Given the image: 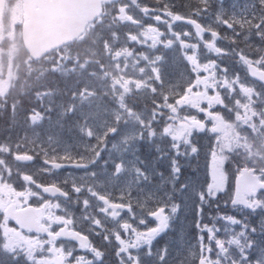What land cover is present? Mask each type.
<instances>
[{
    "label": "rangeland",
    "instance_id": "obj_1",
    "mask_svg": "<svg viewBox=\"0 0 264 264\" xmlns=\"http://www.w3.org/2000/svg\"><path fill=\"white\" fill-rule=\"evenodd\" d=\"M160 1L162 5L158 6ZM239 1L246 0L232 2ZM186 2L189 3L190 0ZM140 3L136 11L131 10L132 8L126 4L116 7L119 14L116 15L117 11L113 10L116 15H113V28L116 19L123 26L132 21L137 23V19H148V17L152 20L162 19V22L160 21L157 25L151 20L152 26L156 27L150 26V28L166 32L164 49L170 51L167 58L159 61H156L158 56L154 60L144 59L146 64L141 72L134 68L135 64L128 55L120 56L119 53L117 57L113 53L109 54L107 45L111 47L115 44V41H112L114 37L109 39L110 42H106V33L95 32L92 40L86 39L87 43L91 44H94L97 39L100 45L91 50L95 58L92 64L89 63L87 66L85 61L78 65L79 59L71 55V50L59 51L45 59L41 68L49 69L56 75L48 78L51 84L47 90L41 92L38 98L40 106L28 115V121L23 130L26 139L22 140L19 152L16 151L17 144L15 151V147L13 149L0 147V157L8 156V159L0 160V214L11 199L19 196L28 195L32 201L41 205L46 204V199L35 190H30V184L42 179L54 181L57 185L64 186L74 198V201L69 202L65 207L61 201L52 205L47 203L48 214L58 220L56 221L58 224L75 225L83 229L82 225L88 224V228L92 231L102 229L104 224L105 227L101 231L105 230L109 232L107 234H110L101 237L100 232H94L98 235H92L97 238L94 240L95 251L89 255L70 252L66 264H103V260L111 264H230L232 256L227 257L230 255L229 249H232V255L234 250L238 251L240 256L241 253L246 252L244 247L246 225L240 223L241 220L237 218L241 210L234 209L232 203L230 205L227 201L231 197L230 193L227 194L229 179L225 174L227 161L223 158L235 154L239 157V163L244 164L243 159L247 158L248 163V158L254 157L257 152L251 148L245 130L231 125L228 127V132L233 142L229 144V148L227 143L221 144L219 139L216 140L209 133L205 136L198 134L200 140H196L194 145L192 140L197 138V132L194 130L186 132L180 125L177 114L182 110V102L189 100L188 95L180 91L183 83L181 69H184L187 74L198 73L192 71L196 67L193 66V55L188 53L192 49L199 59H206V64L211 57H214L213 52L216 51L211 47L214 42L209 32L215 30L220 37H223V35L228 36V32L232 30L229 23L233 17L224 10V4L229 1L206 0L202 4L203 7L197 17L203 22L207 38L200 41L201 45L195 46H192L191 38L186 52H182L173 42L175 28L181 29V27L180 17L172 14V11L185 9L184 5L178 6L165 0H142ZM240 14V12L237 13L236 17L242 20ZM256 20L258 17L255 16V21L251 20L247 25H251ZM17 25L18 18L15 13H12L7 27L0 36V98L7 89L21 91L26 81L20 76V68L27 70L32 68L31 62L22 53ZM261 26L249 27V32L240 37L242 39L240 45L232 43L239 46L238 52L234 53L235 57L236 54H242L241 49L245 50V47L258 42L264 43V29ZM129 31L136 34L138 28L134 27ZM152 35L148 27L145 36L150 39ZM159 36L161 33L157 34V40ZM152 41V46L155 44L153 50H157L163 43V41ZM225 44L226 42L220 39L216 45L224 47ZM76 49L80 50V47ZM231 50L230 44L227 48L225 46V51ZM101 53H104L103 58L107 54V65L100 60V65L97 67L96 57ZM186 56L192 57V60H188ZM153 61L155 63H152ZM206 64L202 63L201 67L208 72ZM154 67L163 73V82H159L166 93L157 97V102L159 104L167 102V105L161 109V112H156L158 109L156 107L152 110L146 107L141 114L135 115L132 113V108L138 100L136 98L135 102L134 97L136 93L143 91L147 74L151 73L149 79L157 80L156 74L152 71ZM82 72H86L88 77L84 75L82 84L79 86L70 82L63 90L57 86L56 78L62 73L68 79L79 76ZM21 77L22 80H20ZM191 89L189 88L187 92ZM151 98L152 96H149L148 100L151 101ZM204 102L206 110L210 111L209 99L207 98ZM46 119L50 124L46 122ZM71 119L75 123L83 122L84 124L76 126L69 122ZM153 123L158 124L161 130H151L149 127ZM45 128L52 130L50 135L45 133L48 141L42 136V130ZM24 141L27 143L24 144ZM143 141L151 147L150 143H157L158 149L168 145L167 147L171 150L172 153L165 154L164 158L156 163L155 169L158 174L168 176V181H164H170L171 185L175 184L173 187L178 186L177 182L180 183L172 193L168 192L169 188H164L165 182H160L159 186L150 183L135 170L134 165L137 164H135L134 155L131 156V154ZM46 142H51V153L48 155L41 150ZM32 146H35V155L44 154L42 162L36 164L34 156L26 152L30 151L28 147ZM21 154L28 156L32 163L28 166L15 163V157ZM189 157L196 160L200 158L202 174L198 178L187 177V180L183 177L180 181L182 173L180 159L183 158V163L188 164L185 161ZM46 161L59 164V170L55 171L50 168V165L44 164ZM166 164L171 166L166 169L164 168ZM104 165H108L105 173L102 171L99 173L98 169ZM11 167L16 168L17 172H21L24 176L25 184H21L22 188L18 192L10 188L6 182ZM164 171L167 174H163ZM231 173L235 174V171ZM146 175H149V172H146ZM155 175L156 172L153 169V176ZM184 180H186L185 183ZM117 202L123 205V213L116 212L115 215L109 213L103 218L101 214L109 207L108 204L115 205ZM73 203L79 206L78 209ZM211 204L215 207L211 208ZM256 213L254 217L259 220L256 221L255 218L251 220L256 222L251 229L254 232L255 228H258L255 235L262 234L264 237V199ZM163 216L169 218V226L166 229H161L160 225V217ZM131 219L136 221L130 228L132 232L123 231V234L127 232L125 240L119 239L118 232L124 226L129 228L124 222ZM119 221L123 222V224L121 222L120 230ZM9 229L7 221L0 219V264H51L47 256L39 258L40 243L35 238L15 235ZM257 240L253 237L248 242V248L253 250V246L256 245L255 264L258 260L261 261L260 264H264V240L260 242ZM116 245L120 247L116 248ZM114 246L116 249L113 251L110 247ZM61 248L70 251L68 247Z\"/></svg>",
    "mask_w": 264,
    "mask_h": 264
},
{
    "label": "flooded vegetation",
    "instance_id": "obj_2",
    "mask_svg": "<svg viewBox=\"0 0 264 264\" xmlns=\"http://www.w3.org/2000/svg\"><path fill=\"white\" fill-rule=\"evenodd\" d=\"M18 0H6V5L3 13V20L0 23V36L1 32L7 27L5 25V16L10 15L12 12H18ZM157 34L160 35L159 29L153 28L152 38L155 41H162L164 37L159 36L157 40ZM193 38L191 31H175L173 42L181 43L185 45L187 42H190V39ZM195 42L200 43V40ZM216 53L214 57H211V68H208V72L198 71V73L189 74L188 77L182 84L180 91L188 95L189 100L182 102V110L178 111L180 125L187 132L189 130L206 131L202 136L210 134L211 131L219 132L221 137L227 135V130L229 125L235 126L241 129H245L249 136L251 137V148L257 152L254 157L244 159L246 165L243 166L245 169L253 171L257 179L261 182H264V81H256L249 74V68L254 67L260 72H264V55L259 54L258 56H253L252 54L246 53L243 55H237V58H232L229 53H226V63H219V58L223 57V54L219 52L216 48H213ZM197 62V59H195ZM199 61V60H198ZM200 65H197L198 69ZM226 69V71H225ZM238 79H234L237 77ZM193 77H196L193 79ZM264 78V73L261 75ZM192 88L189 92L187 90ZM15 92L7 91L0 98V112L10 111L9 98ZM137 95V93H136ZM135 95V102H136ZM209 99L211 107L210 111H207L205 102L206 99ZM5 104V105H2ZM136 109V106L133 107V110ZM6 112H2L6 113ZM195 127H198L195 129ZM1 128V127H0ZM224 130V131H223ZM262 133V135H260ZM201 134L196 133V140ZM196 142H193L195 145ZM251 151V150H250ZM227 162L233 163V155L227 156ZM237 166L240 168L242 165L237 163ZM237 171H240L238 167ZM256 199H258L256 201ZM264 199V193L261 192L258 194L257 198H247V203L252 204L248 210L249 213H253L255 208L260 206V200ZM10 202H14L19 208L24 206H33L42 211V224L49 232H55L59 229L61 224H58L53 219L47 211L46 205L57 203V201H46V204H40L32 201L28 195L19 196L18 198L11 199ZM62 204L66 205V203ZM114 211L111 207L104 210V215L111 213L115 215L116 212L121 213L124 210L123 205L118 202L114 205ZM123 213V212H122ZM148 216V213H146ZM129 221H135L133 219ZM121 222L119 221V230L121 228ZM10 232H13L16 235H25L35 238L39 243L40 247L48 248L49 243L43 237H36L32 234L16 232L15 229L10 228ZM14 230V231H12ZM85 235L88 236L92 244V235L88 231L84 230ZM118 230V231H119ZM123 231L125 229L121 228L118 232L119 238L124 237ZM64 244V243H62ZM62 244H57L56 249L59 254L64 257L69 254L61 247ZM67 244V243H66Z\"/></svg>",
    "mask_w": 264,
    "mask_h": 264
},
{
    "label": "water",
    "instance_id": "obj_3",
    "mask_svg": "<svg viewBox=\"0 0 264 264\" xmlns=\"http://www.w3.org/2000/svg\"><path fill=\"white\" fill-rule=\"evenodd\" d=\"M118 0H22L23 25L21 38L25 51L30 58L38 61L46 54L70 43L75 42L85 31L87 25L94 22L101 14L102 3L109 4ZM136 4V0H128ZM2 7L0 8V18ZM184 24L197 25L184 20ZM250 172L243 171L236 182L234 201L242 205L244 193L255 195L264 190V184H257ZM40 192L51 199H68V195L55 186H37ZM39 213V214H37ZM4 216L18 229L34 234L46 235L50 241H71L81 248L88 249L87 238L66 229L56 235H48L41 226L40 212L32 208L16 210L9 205Z\"/></svg>",
    "mask_w": 264,
    "mask_h": 264
},
{
    "label": "trees",
    "instance_id": "obj_4",
    "mask_svg": "<svg viewBox=\"0 0 264 264\" xmlns=\"http://www.w3.org/2000/svg\"><path fill=\"white\" fill-rule=\"evenodd\" d=\"M184 0H181V4H183ZM242 1H239L235 4H238L240 5ZM105 18V17H104ZM112 18L111 15H107V18H105L100 24H98L95 29H91L90 33L87 35V38L88 39H91L93 38L92 35L94 32H101V30L104 28V27H107L109 25V23L111 22H108L107 19H110ZM102 34V33H100ZM92 40V39H91ZM107 42V41H106ZM80 44V50H78L79 52H77V50H75L74 48H71L70 50L73 51V53L71 54L74 58L76 59H79V64L78 65H81L82 63H84L85 61H87V66L89 63H93L94 61V54L91 52V50H93L96 46H100L97 42V39H95V43L94 44H91V43H87V41L85 42H82V43H79ZM111 51L114 52L115 49L114 47L112 46L111 48ZM75 51V52H74ZM81 51V52H80ZM84 55H86V57H83ZM103 55L104 53H101L99 56L96 57V61H97V67L100 65V62L104 60L103 58ZM101 60V61H100ZM80 73L79 76H75V79H72L71 82L72 83H76L78 86L80 84H82V81L84 79V75L85 74H82ZM88 77V75H86ZM64 80H66V78L63 76V75H60L56 78V83H57V86L60 88V89H64V87L66 86V83L64 82ZM20 101H24V100H20ZM24 119H26L25 117H23L22 115H19V114H12V113H7V119L8 122L10 123H14V124H17V125H20L22 123H25L23 122ZM13 128V126H11ZM6 130V128H5ZM8 130V129H7ZM1 144V143H0ZM23 174L21 172H17L16 168L14 167H11L10 168V172L8 173V177L6 178V182L9 184V187L11 188H15V189H19L20 188V185L22 184L23 182ZM4 179V178H3ZM5 180V179H4ZM240 255H235V257H238ZM238 260V259H237ZM6 264H13V263H6Z\"/></svg>",
    "mask_w": 264,
    "mask_h": 264
},
{
    "label": "snow or ice",
    "instance_id": "obj_5",
    "mask_svg": "<svg viewBox=\"0 0 264 264\" xmlns=\"http://www.w3.org/2000/svg\"><path fill=\"white\" fill-rule=\"evenodd\" d=\"M153 46H155V44L153 45ZM131 53H129V55H130ZM186 55V54H185ZM144 59H147V57L146 56H144L143 57ZM186 58L188 59V60H192V57H187L186 56ZM162 58L161 57H156V61H159V60H161ZM152 63H155V61H153ZM152 71L156 74V76H155V78L158 80V81H160L161 83L163 82V79H164V77H163V73H162V71L160 70V69H158V68H153L152 69ZM193 72H198V71H202V69H198V68H196V69H193L192 70ZM225 71H226V69H225ZM141 72H143V69H141ZM238 75L239 74H237V77H235L234 79H238ZM196 77H193V79H195ZM154 91H155V89H153ZM178 102V101H177ZM160 225H161V229H166L168 226H169V218L167 217V216H163V217H160ZM154 238V237H153ZM99 255V254H98ZM257 264H260V262H259V260L257 261Z\"/></svg>",
    "mask_w": 264,
    "mask_h": 264
}]
</instances>
